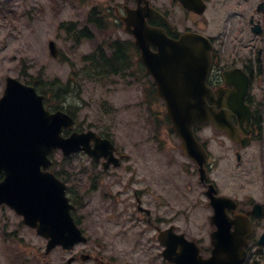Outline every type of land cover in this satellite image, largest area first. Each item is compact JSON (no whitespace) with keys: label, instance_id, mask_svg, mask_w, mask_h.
<instances>
[{"label":"rangeland","instance_id":"rangeland-1","mask_svg":"<svg viewBox=\"0 0 264 264\" xmlns=\"http://www.w3.org/2000/svg\"><path fill=\"white\" fill-rule=\"evenodd\" d=\"M231 1L220 10L214 0L210 9V16L214 15L216 18L217 32L223 35L227 27H230V18H233L234 23L240 21L239 16L230 15L235 9L230 4ZM254 1L249 0V4ZM11 3L18 5L19 1ZM42 3L46 5L44 0ZM96 3L97 0L90 1L88 8ZM43 7L38 16L23 15L19 11L3 12L0 8V97L9 75L30 78L42 73L48 80L57 77L67 81L73 69L72 64L78 69L82 65L83 54L92 51L98 42L129 38L122 25H111L106 31L96 33V42L82 41L77 44L59 29V24L72 21L84 24L89 11L87 4L78 0L69 4L63 0L56 11H52L49 6ZM50 40L57 42L60 57L50 54ZM229 47L227 42L226 48ZM130 81L131 79H121L120 82L117 78H112L105 82H93L85 79L80 82L81 99L73 96L70 100L75 105H81V109L76 110V118L84 129H106L112 133L118 148L129 157L123 165L127 167L128 174L124 170L102 174L99 168H93L88 157L77 155L66 163V168H71L70 186L83 193L89 186V173L100 179L97 182L100 190L109 189L114 193L122 185H126L125 182L131 176L129 169L132 168L135 173V182L132 183L134 187H149L164 195L162 205L168 216L167 221L176 219L179 226L191 236L202 237V243L210 245L212 227L209 217L212 209L207 205L205 188L199 184L198 173L193 171L187 157L182 155L176 135L169 131L164 119L165 104L150 95L147 97V80L144 86L138 83L126 85ZM144 88L147 89L144 91ZM105 103L111 107H104ZM198 134L207 143L218 163L212 171L210 169V178L215 180L219 191L227 195L236 193L242 197L243 192H248V189H242L240 179L234 177L236 156L226 152L227 137L210 126L202 127ZM114 174L118 176L114 178ZM255 193L256 196L263 194L264 188L255 189ZM88 199L91 201V209H100L102 197L99 192L91 193ZM89 215L92 218L88 219L87 224L91 229L96 232L100 224L105 225L113 241L117 230L116 221L101 223L97 217H93L91 213ZM10 248L23 261L27 259L43 263L38 256L45 249V241L25 227L12 210L0 206V264H9L10 259L14 263L15 260L9 253ZM18 256H14L17 258L16 264L23 262ZM51 260H66V255L55 251ZM135 263L144 262L138 255Z\"/></svg>","mask_w":264,"mask_h":264},{"label":"water","instance_id":"water-1","mask_svg":"<svg viewBox=\"0 0 264 264\" xmlns=\"http://www.w3.org/2000/svg\"><path fill=\"white\" fill-rule=\"evenodd\" d=\"M182 1L188 4L191 0ZM127 29L135 35L141 59L155 77L158 94L167 103L173 129L181 137L186 154L199 165L200 181L205 184L208 175L204 164L208 154L196 140L193 128L212 123L234 138L231 117L241 115L244 95L228 94L220 89L219 97L215 98L213 90L206 85L212 64V45L205 36L187 32L173 40L162 30L149 27L144 16L129 23ZM152 45L158 47V52L151 49ZM51 46L55 53L53 44ZM43 99L33 86L7 78L5 94L0 100V175L5 172V178L0 181V204H9L24 215L25 223L48 237L47 251H50L58 244L70 247L84 238L69 212L65 185L46 171L51 165L48 154L61 148L65 155L85 150L96 159L103 155L112 158L114 146L92 131L75 132L64 138L62 129L72 126V118L61 111L50 113L44 108ZM91 140L95 141L93 149ZM216 192L213 183L205 192L215 209L212 223L217 225L212 233V256L202 258L194 242L176 235L171 238L176 244L168 245L164 252L170 261L243 264L249 220L241 214L231 218L227 210L235 209L236 203L227 196H217ZM177 247L181 248L180 252L176 251Z\"/></svg>","mask_w":264,"mask_h":264},{"label":"flooded vegetation","instance_id":"flooded-vegetation-1","mask_svg":"<svg viewBox=\"0 0 264 264\" xmlns=\"http://www.w3.org/2000/svg\"><path fill=\"white\" fill-rule=\"evenodd\" d=\"M21 1V9L24 11L41 10L39 0ZM49 1L52 2V0ZM58 1L61 0H53L56 6H58ZM261 1L263 0H259V3ZM84 2L88 3L89 0H84ZM204 2L206 9L201 14L186 9L177 0H97L95 6L101 12L113 15L117 23L123 26H125V19L129 21L133 19L136 10L144 13L145 9L152 10L149 11L151 16L147 18V23L150 26L164 29L171 38L176 39L185 31H195L210 37L214 45V61L208 85L216 93L220 87L234 88L233 84L225 82L224 71L240 69L244 82L249 86L245 102L251 109V123L248 134L240 130L238 135L240 142L228 137L226 152L235 154L237 160L235 174L240 176L242 188L248 189V192H243L242 197L233 193V198L238 202L236 212L246 214L252 220L253 230L248 240L245 264H264V215L256 217L253 213L256 203L263 205L264 212V193L258 197L255 193V189L264 188V7L262 11L258 10L256 13L257 7L255 9L253 5H249L248 0H233L238 10L237 14H249V27L239 30L237 25L232 23L228 31L230 47L226 48V43H219L218 37L214 34L215 30L213 31L216 26L215 19L213 15H209V5L212 0H204ZM215 2L217 8L223 9L225 6V0H215ZM258 9H260L259 4ZM153 10L163 16L166 21ZM254 10L255 13H253ZM255 29L258 31L254 32ZM145 77L149 90L156 91L153 79L150 76ZM233 121L237 127H240L238 118L234 117ZM244 126L246 128L247 123ZM117 155L122 159L127 158L118 150ZM210 158L212 162L214 158L211 157V153ZM209 165L214 167L215 162ZM118 169L127 171V167ZM129 171L133 175L131 181L135 182L134 170L130 168ZM127 185V189L119 190V198L115 203L106 202L101 209L92 213L101 223L106 222L107 219H116L117 230L113 241L105 225L100 224L96 232L92 229L89 231L83 221L84 215L80 213L76 205L74 213L76 216H82L79 222L82 221L80 226L87 235L88 241L78 243L70 250L58 247L68 255L66 264H136L138 255L142 258L143 264H170L161 255L164 246L158 240L159 231L175 226V232L184 234L186 232L179 226L176 219L166 220L168 216L162 205L164 201L162 193H157L149 187L138 189L133 184ZM105 195L111 194L106 193ZM231 215L233 216L234 213ZM164 223L165 226L162 227ZM186 236L188 239L196 240L204 256L209 255L210 247L202 243V237ZM39 256L45 259L44 253H39ZM52 263L60 264V261L51 260L44 264Z\"/></svg>","mask_w":264,"mask_h":264},{"label":"trees","instance_id":"trees-1","mask_svg":"<svg viewBox=\"0 0 264 264\" xmlns=\"http://www.w3.org/2000/svg\"><path fill=\"white\" fill-rule=\"evenodd\" d=\"M83 34L85 35L84 37H88V38L92 37L90 31L89 32L85 31ZM110 48L112 50V53L110 55H107L103 50L100 49L97 53L93 54L92 56H89V58H92L90 60L91 61L90 65L93 67L96 73L98 70V64H97L98 60L105 62V64L112 69L117 68L114 70V72L116 73H118L120 70H123L125 67H128V65L131 66V60L133 56V44L120 42L119 40H117V41H113L110 44ZM28 82L35 84L45 94L51 91L55 92V86L57 84L56 81H51V83L48 84L52 85L53 87L50 86L46 88L45 86H41L39 82L33 80H30ZM69 92H71V88L69 84L58 85L56 91V97H57L56 107H60L59 101L62 99V97H64V95H66ZM54 168L56 167L54 166ZM59 174L62 175L61 172H59Z\"/></svg>","mask_w":264,"mask_h":264}]
</instances>
